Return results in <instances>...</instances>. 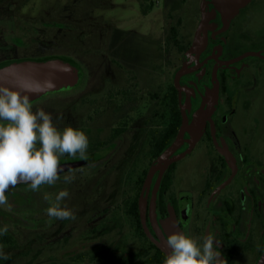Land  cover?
Returning a JSON list of instances; mask_svg holds the SVG:
<instances>
[{
    "label": "flooded vegetation",
    "instance_id": "1",
    "mask_svg": "<svg viewBox=\"0 0 264 264\" xmlns=\"http://www.w3.org/2000/svg\"><path fill=\"white\" fill-rule=\"evenodd\" d=\"M2 18L1 56L37 59L58 55L52 51L53 46L48 52L42 50L45 49L43 39L49 38L50 33L51 41L57 39H53L54 28L58 27L57 18L45 21L48 25L44 28L35 27L32 31V27L24 26L21 32L17 29L18 24L6 27ZM217 23L216 29L210 30L208 44L200 55L190 57L186 54L196 28L190 41L184 44L186 47L177 53L179 64L175 74L188 61L187 71L181 76L182 91L176 87L175 95L169 84L161 96L153 94L155 101L152 107L155 108L142 112L145 118L141 123H134L128 118L132 116L118 111L119 124L101 129L99 134L104 135L103 138L98 136L97 140L94 139L97 133L95 127L100 129L101 126L92 124L94 129L88 134L87 159L63 160L62 157L67 155L60 159L63 163L81 162L62 170L60 174L79 167L98 172L110 162L115 150L120 148L125 153L124 147L120 146L127 139L134 141L131 154L125 157L126 164L131 167V177L116 178L111 189L108 187L103 192L115 195L119 192L116 186L121 183L126 186L121 195L130 228L127 244L120 246L118 260L122 261L127 256L126 259L134 261V264H164L168 254L157 241H162V238L167 240L168 234L174 231H184L200 243L211 233L219 259H223L225 264H264V0H250L226 28L221 15ZM15 39L20 42L15 43ZM128 59L120 55L112 68L116 71V83L120 86L123 82L127 83L125 89L128 90L129 86L131 89L128 98L133 99L138 89L128 83L135 86L140 76L150 78L144 80L146 84L149 80L153 81L155 65L147 60L132 62ZM84 67L81 66V79L84 85L90 87L92 70L88 62L84 63ZM79 82L73 87L77 88ZM212 90L216 94L209 97L208 92ZM45 94L31 100L33 109L42 107L55 116L56 111L49 108L52 105L47 100L44 104L40 102L45 100ZM87 96L90 110L92 102ZM182 104L186 106L190 122L195 118V111L203 105L209 107V113L205 116L204 131L192 149L171 162L161 178L159 170L151 178L146 201L149 234L141 219L139 198L149 169L180 131ZM190 136L187 131L186 139L176 153L190 146L187 140ZM47 188L51 186L47 185ZM6 195L10 204L16 201L18 205L12 206L11 211L0 207V229L8 227L7 234L0 235V247H26L25 254L40 260L43 256V237L52 232L48 230L50 225L46 220L50 217L42 209L40 190L33 192L29 185L20 183L8 189ZM92 206L85 207L84 216L90 217ZM51 224H54L53 221ZM41 227L47 230L45 236L43 232L40 234ZM27 232L34 233L35 237L27 238ZM32 241L35 253L28 249L32 247L29 246ZM50 249L47 254L56 250ZM139 250L142 251L141 257L137 255ZM8 261L0 259V264Z\"/></svg>",
    "mask_w": 264,
    "mask_h": 264
},
{
    "label": "rangeland",
    "instance_id": "2",
    "mask_svg": "<svg viewBox=\"0 0 264 264\" xmlns=\"http://www.w3.org/2000/svg\"><path fill=\"white\" fill-rule=\"evenodd\" d=\"M200 2L201 0H2L0 17H3L1 21L6 27L18 24L19 32L24 30V26L32 27V31L35 27L44 28L48 25L45 21L57 18L58 27L54 28L53 37L57 39L51 41L50 33L49 38L43 39L42 44L46 50H42L48 52L53 46V52L72 57L83 68L84 63L88 62L92 70L90 87L83 84L82 78L77 88H62L54 94L49 92L45 94V100L40 102L44 104L48 101L52 105L49 108L56 111L52 117L60 130L72 126L83 130L88 136L94 129L93 125L101 126L100 129H94L97 133L93 137L97 140L98 136L105 137L99 134L101 129L119 124L120 110L126 116H132L133 118H128L134 120V123H141L145 118L142 112L155 108L152 107L155 101L153 94L161 96L169 84L172 86L179 64L177 53L182 51L173 48L171 28H178L181 43L189 42L201 18ZM13 41L20 42L19 39ZM120 55L127 56L132 62L147 60L155 65L153 81L149 80L146 84L144 80L150 78L140 76L135 86L128 83L138 89L133 99L128 98L130 86L126 90L127 83L123 82V86H120L116 83L118 80H115L116 71L112 67L116 66L114 62H117ZM3 57L0 55V58ZM87 94L92 102L90 110L87 107L90 104L86 103ZM133 143L134 141L127 139L120 146L124 147L125 153L120 148L115 150L110 162L105 163L98 172H93L88 167L74 168L61 173L60 180L51 188L42 186L40 200L46 215L49 202L44 199V194H49L54 200L59 191L67 189L70 195L62 204L75 211L76 219L47 218L50 225L48 230L52 232L49 231L50 234L45 236L47 230L40 228V234L43 232L45 236L42 242V258L38 260L35 256L25 254L23 251L26 247H2L5 254L9 255V261L5 264L116 262L120 246L127 244L130 228L124 211V197L121 195L126 186L123 183L116 186L119 192L115 195L103 192L112 186L116 178L118 180L131 177V167L126 164L125 157L131 154ZM62 159L79 160L78 156L72 158L68 155ZM73 174L75 179L70 184L64 183V177ZM93 199L94 204L91 203ZM17 205L16 201H12L11 206ZM91 206L94 208L88 218L84 216V210ZM52 221L54 224H51ZM28 237L34 238L35 235L27 232ZM29 246L28 249L35 253L33 241ZM48 248L56 250L47 254Z\"/></svg>",
    "mask_w": 264,
    "mask_h": 264
},
{
    "label": "clouds",
    "instance_id": "3",
    "mask_svg": "<svg viewBox=\"0 0 264 264\" xmlns=\"http://www.w3.org/2000/svg\"><path fill=\"white\" fill-rule=\"evenodd\" d=\"M46 84L55 86L54 81ZM32 91L29 89L22 94L16 89L0 86V122H6L0 123V207L8 211L12 210L6 195L10 187L24 183L33 192L39 191L42 186H52L60 180L62 156L87 159V134L72 126L60 130L44 108L34 110L30 99ZM74 179V174L65 176L64 183L70 184ZM69 195V191L64 189L53 200L45 193L44 199L49 202L47 215L59 220H75V211L62 204ZM7 232V226L0 229V235ZM166 242L170 251L164 264H225L223 259H219L211 233L200 243L184 231H174L168 234ZM0 259H9L2 247Z\"/></svg>",
    "mask_w": 264,
    "mask_h": 264
},
{
    "label": "water",
    "instance_id": "4",
    "mask_svg": "<svg viewBox=\"0 0 264 264\" xmlns=\"http://www.w3.org/2000/svg\"><path fill=\"white\" fill-rule=\"evenodd\" d=\"M250 0H201V18L197 24L192 44L187 49L186 54L190 57H197L207 46L210 30H215L218 23V16L221 15L224 27H228L232 19L239 12L240 8ZM252 53V52H251ZM188 61L177 70L174 76L175 86L182 91L184 85L181 76L187 71ZM82 77L81 65L75 60H67L59 56H52L45 59L20 58L6 60L0 63V86H7L25 94L26 90H33L30 99L34 100L47 92L58 91L62 88L75 86ZM47 81H54L55 86H47ZM209 97L216 94L213 90L209 91ZM183 122L175 140L158 156L148 171L144 189L139 198L140 214L143 225L147 233L150 231L147 226L146 201L148 188L151 178L156 171H160V178L169 167L171 162L188 153L205 127V116L209 113V107L204 105L195 111V118L190 122L186 106L182 104ZM189 131L191 136L187 139L190 146L185 150L176 153L175 151L183 144L186 139L185 134ZM81 162H70L61 164V169L66 170L74 167ZM61 170V171H62ZM60 171V172H61ZM11 188V187H10ZM9 188V189H10ZM158 245L168 254L169 248L165 238L157 241Z\"/></svg>",
    "mask_w": 264,
    "mask_h": 264
},
{
    "label": "trees",
    "instance_id": "5",
    "mask_svg": "<svg viewBox=\"0 0 264 264\" xmlns=\"http://www.w3.org/2000/svg\"><path fill=\"white\" fill-rule=\"evenodd\" d=\"M171 29H172V32H171V34H172V40H173V43H174L173 48L174 49H177L179 51H182V49L185 48L186 45H184L180 41V38H179L180 32H179V30H178V28L176 26H172ZM57 56H59L61 58H64V59H67V60H74L72 57H68V56H61V55H57ZM25 57H30V56H25ZM50 57H52V56H50ZM45 58H49V57H47V56L37 57V59H45ZM9 59H12V58L11 57L4 56L3 58H0V63L3 62V61L9 60ZM78 86H80V85H78ZM171 87H172L173 93L176 95L177 94V88H176V86L174 84H172ZM137 214H138V210H137ZM137 255H138V257H141L142 251L139 250V252L137 253ZM126 258H127V256H124V258L122 259V261L121 260H118L116 262L114 261V263H112V264H134L133 263L134 261H129Z\"/></svg>",
    "mask_w": 264,
    "mask_h": 264
}]
</instances>
